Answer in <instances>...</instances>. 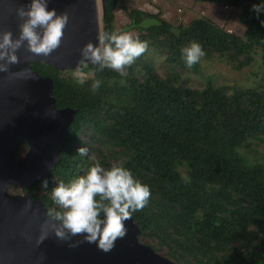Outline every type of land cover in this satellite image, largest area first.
<instances>
[{
    "label": "trees",
    "instance_id": "1",
    "mask_svg": "<svg viewBox=\"0 0 264 264\" xmlns=\"http://www.w3.org/2000/svg\"><path fill=\"white\" fill-rule=\"evenodd\" d=\"M198 1L238 8L243 34L205 16L174 25L158 13L128 10L124 0H107L101 32L124 31L114 27L116 7L131 22L159 19L148 28L134 26L133 36L159 48L173 69L188 67L180 50L191 41L205 53L199 61L218 58L238 70L251 65L260 51L254 83L217 84L208 75L202 87H194L178 72L161 75L146 60L147 50L124 75L84 64L82 71L91 76L83 84L32 61L34 70L52 78L56 106L76 113L58 146L59 160L28 190L49 211L57 207L51 201L57 181L67 182L97 162L105 168L123 164L151 192L148 203L132 214L139 240L177 264H264V147L258 148L264 144V11L253 8L260 0ZM94 79L101 84L92 91ZM105 143L117 152L97 161L91 151ZM80 146L87 148L86 155L77 152ZM18 147L11 150L14 159ZM44 179L47 190L41 188Z\"/></svg>",
    "mask_w": 264,
    "mask_h": 264
},
{
    "label": "water",
    "instance_id": "2",
    "mask_svg": "<svg viewBox=\"0 0 264 264\" xmlns=\"http://www.w3.org/2000/svg\"><path fill=\"white\" fill-rule=\"evenodd\" d=\"M106 2L100 0L102 13ZM24 3L0 0V31L10 29L16 35L14 9ZM49 7L67 14L59 47L43 56L21 46L18 62L7 72L0 71V264H177L138 239L139 227L132 217L125 222L126 235L107 252L80 234L58 237L47 228L51 221L43 201L28 190L59 160L58 146L76 113L74 108L56 106L52 78L39 74L30 62L42 61L61 71L81 67L90 62L83 61L79 49L85 42L95 45L102 33L97 0H49ZM158 24L159 19L146 16L138 23L132 19L127 27ZM23 141L27 150L14 159L11 150ZM13 183L22 192H10ZM45 230L47 235L38 242Z\"/></svg>",
    "mask_w": 264,
    "mask_h": 264
},
{
    "label": "clouds",
    "instance_id": "3",
    "mask_svg": "<svg viewBox=\"0 0 264 264\" xmlns=\"http://www.w3.org/2000/svg\"><path fill=\"white\" fill-rule=\"evenodd\" d=\"M259 13L264 11V0L253 5ZM18 19L17 32L10 29L0 31V71L7 72L10 64L18 62L16 51L25 47L31 53L47 56L61 43L67 14L49 7V0H26L14 9ZM148 48V42L134 37L128 31H105L94 45L85 42L79 49L83 61L96 65V71L109 68L124 75L131 65ZM181 58L191 67L204 56L202 46L191 41L181 48ZM77 83L83 84L85 76L77 73ZM94 75V73H92ZM101 81L94 79L91 90L99 88ZM87 148L80 146L77 152L84 156ZM41 188H49L47 179ZM151 195L149 187L135 178L123 164H112L105 168L98 162L90 165L83 174L67 182L57 181L51 187V201L57 206L46 212L51 223L47 228L58 237L80 234L88 243H95L102 251H110L117 239L126 235V221L133 212L142 209ZM47 235L42 231L39 240Z\"/></svg>",
    "mask_w": 264,
    "mask_h": 264
},
{
    "label": "rangeland",
    "instance_id": "4",
    "mask_svg": "<svg viewBox=\"0 0 264 264\" xmlns=\"http://www.w3.org/2000/svg\"><path fill=\"white\" fill-rule=\"evenodd\" d=\"M125 7L128 10L137 8L142 11L156 14L164 18L168 22L174 25L186 24L192 18L196 16H205L211 19L218 26L233 32L238 35H242L245 29V25L239 20V9L225 6L222 4L201 2L198 0H124ZM98 16L100 20L99 29H102V10L100 0H97ZM114 27L117 30H121L127 26H130L131 19L127 15L126 11L121 7L114 9ZM132 35L136 33V29L133 27H127L126 30ZM263 53L256 51L254 53V61L251 65L246 66L242 69H233L229 63L221 61L218 58H211L207 60H201L195 68H176L173 69L166 61L164 53L157 47L152 46L147 48L146 60L155 67L158 72L165 76L169 72H178L182 79L187 80L188 84L194 87H202L205 83L206 77H214V81L217 84L220 82L226 83L227 85H251L257 77V73L261 68V59ZM86 64V63H85ZM84 65V64H83ZM64 70L66 75H73L77 77V73H82L85 79L91 76V73L82 71V67ZM256 74V75H254ZM255 141H252V144ZM251 144V142H249ZM17 156L21 157L27 150V145L17 144ZM15 146V147H16ZM264 144L258 146L259 149H263ZM14 147V148H15ZM117 152V148L109 143L103 145H97V148L91 151L94 159L97 161L109 157ZM8 190L12 193L22 192L18 184H12ZM148 244L145 240H140ZM159 254L165 256L162 252L157 251ZM167 257V256H165ZM168 258V257H167Z\"/></svg>",
    "mask_w": 264,
    "mask_h": 264
},
{
    "label": "flooded vegetation",
    "instance_id": "5",
    "mask_svg": "<svg viewBox=\"0 0 264 264\" xmlns=\"http://www.w3.org/2000/svg\"><path fill=\"white\" fill-rule=\"evenodd\" d=\"M130 24H131V22H130ZM134 27V26H133Z\"/></svg>",
    "mask_w": 264,
    "mask_h": 264
},
{
    "label": "built area",
    "instance_id": "6",
    "mask_svg": "<svg viewBox=\"0 0 264 264\" xmlns=\"http://www.w3.org/2000/svg\"><path fill=\"white\" fill-rule=\"evenodd\" d=\"M226 6V5H225ZM227 7V6H226Z\"/></svg>",
    "mask_w": 264,
    "mask_h": 264
}]
</instances>
